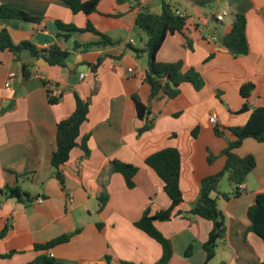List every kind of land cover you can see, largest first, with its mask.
<instances>
[{"label":"crops","instance_id":"0c3cea01","mask_svg":"<svg viewBox=\"0 0 264 264\" xmlns=\"http://www.w3.org/2000/svg\"><path fill=\"white\" fill-rule=\"evenodd\" d=\"M177 3L189 9L176 8L178 14L188 17L186 30L166 38L157 61H182L184 70L193 68L201 74L205 87L196 91L191 84H183L175 99L162 92L151 99V88L144 80L147 55L136 56L127 47L145 48L147 36L136 26L138 13L147 6L160 14L162 3L128 0L119 5L118 0H99L91 20L117 45L76 51L77 46L101 39L86 32L72 34L67 40L60 36L63 32L57 23L84 28V14H73L61 0H0V5L39 19V23L0 20V30L6 29L15 45L29 41L39 52L57 45L71 53L64 68L37 60L27 51L19 62L9 52L0 53V189L20 187L35 197L29 204L0 197V233L6 231L0 237V254L14 253L10 258H0V264H31L40 255L68 264H106V257L111 264H156L162 257V246L135 223L147 209L156 214L171 206L163 182L145 164L150 155L166 148H176L181 154L184 203L170 221H158L155 226L172 243L174 253L169 264H205L203 246L213 223L188 213L199 199L202 180L225 166L222 156L209 164V152L220 154L234 140L229 129L245 125L254 109L264 107V0H218L214 14L194 6L191 0ZM222 12L227 15L220 22L217 16ZM238 13L247 18L250 52L233 58L220 40L231 32ZM211 37L215 39L209 41ZM210 55L213 58L207 62ZM99 59L103 62L95 75L90 65ZM22 65L31 68L32 78L23 77ZM10 72L17 77L7 90ZM247 84L254 85V91L249 110L241 113V88ZM48 89L63 93L60 104H49ZM75 93L90 103L80 138L90 137V153L85 157L81 148L71 152L69 162L61 167L65 176L62 189L53 175L51 159L57 147L58 124L75 111ZM135 95L149 108L153 123V129L141 137L138 131L145 123L138 118ZM212 117L215 124L210 122ZM216 127L225 131V138L216 136ZM195 129L196 138L192 135ZM236 153L254 156L257 166L243 184L240 197H218L227 233L210 264L264 263V242L253 233L242 236L249 227L248 210L255 204L256 195L264 193V143L247 139ZM114 161L139 169L135 188L128 189L121 174L111 171ZM229 178L222 182L221 193H233ZM104 192L108 202L100 211L99 197ZM99 222L102 229L97 227ZM77 229L81 232L69 243L48 252L36 251L35 245ZM189 247L192 253L186 257Z\"/></svg>","mask_w":264,"mask_h":264},{"label":"trees","instance_id":"16d2710c","mask_svg":"<svg viewBox=\"0 0 264 264\" xmlns=\"http://www.w3.org/2000/svg\"><path fill=\"white\" fill-rule=\"evenodd\" d=\"M66 4L73 14H84L87 18L86 26L78 28L74 25H67L58 22L59 31L63 32L60 36L69 40L72 34L75 33H92L98 36L101 41L88 45L77 46L74 50L88 51L100 46H114L117 43L112 42L110 37L102 32L91 20L92 16L97 14V6L99 0L83 1V0H61ZM128 0H118V4H124ZM193 5L199 8H204L217 3L218 0H191ZM162 9L160 14H155L150 11L147 6H143L138 13L136 26L147 36V43L144 49H135L128 45L127 49L131 50L136 56L147 55L148 68L145 73V82L151 88L150 98L155 99L162 92L170 99H175L181 94V86L183 84H191L196 91H201L205 87V81L201 74L191 68L184 70L182 61L176 63H161L157 61V54L163 46L166 38L175 33H183L186 30L188 17L178 14L177 9L172 6L169 0H161ZM108 18H111L107 15ZM0 20H20L30 23H39V19L30 17L27 13L18 9L10 8L5 5H0ZM220 45L227 49L228 53L233 58H238L249 54L250 48L247 39V18L244 14H236L231 32L221 38ZM29 52L30 55L37 59H44L49 65L64 68L67 61L71 57L69 51H63L57 45H53L47 51L39 52L35 45L29 41H24L19 45H15L9 32L6 29L0 30V53H11L15 61L19 62L23 52ZM213 58L210 55L207 62ZM103 60L99 59L97 63L90 65L93 74L97 72ZM21 73L25 79L33 77L34 73L27 65H22ZM48 82L45 81V85ZM254 91V85L247 84L241 88V96L244 100V105L241 113L249 110V99ZM76 107L73 114L61 121L58 124L56 151L52 155L51 165L53 175L59 181L62 189H65V176L61 171V167L69 162L71 152L76 148H81L85 157L89 156L87 143L89 136L81 138V127L88 121L89 106L88 101H84L77 93L74 94ZM47 98L50 105H58L63 100V93L60 90H47ZM136 105L138 118L144 121L145 125L138 131V136L153 129V123L150 120V110L145 106L138 96H133ZM215 134L219 138H225V131L216 127ZM233 141L228 142L227 147L220 153L226 158L225 166L222 171L215 175L205 177L201 182L200 196L198 201L189 211L188 215L199 217L213 223V230L209 235L207 242L203 248L206 253L205 264H210L216 256V250L220 241L225 239L227 227L225 217L218 208V197L222 196L225 200L238 198L243 194L240 188L243 186L249 174L256 168L257 161L254 156L249 155L240 157L236 151L242 146L247 139L263 144L264 143V107L254 109L245 125L229 129ZM193 137L198 136V129L192 133ZM217 156L209 152L208 163L215 161ZM145 164L155 171L157 176L163 182L164 192L171 200V206L156 214H152L147 209L141 219L135 223V226L145 232L150 238L158 242L163 249V254L156 264H169L173 257L172 243L166 239L163 234L156 228L155 223L170 221L178 212L177 210L183 205V194L181 191V154L176 148H166L150 155ZM113 173H119L123 177L128 189L135 188V177L139 169L136 166L114 161L111 165ZM232 178L234 191L231 194L221 193L220 187L226 178ZM216 195V197H215ZM1 198L16 199L20 203L29 204L35 200L28 192L23 191L20 187H5L0 189ZM108 202V194L104 192L99 197L100 211H102ZM249 221L248 229L242 233L244 238L249 233L258 236L264 242V193L256 195L255 204L250 207L247 213ZM99 229L103 228V223L97 224ZM81 229H77L73 233L62 235L45 244L35 245L36 251L48 252L54 248L69 243L71 239L79 234ZM6 231L0 233V237H4ZM192 253V247L186 251V257ZM14 253L1 255L0 258H10ZM106 264H111L110 257H106ZM31 264H68L64 261L57 260L48 255L38 256ZM119 264H134L124 261H119ZM224 264V263H222ZM264 264V263H262Z\"/></svg>","mask_w":264,"mask_h":264},{"label":"built area","instance_id":"2783aa9c","mask_svg":"<svg viewBox=\"0 0 264 264\" xmlns=\"http://www.w3.org/2000/svg\"><path fill=\"white\" fill-rule=\"evenodd\" d=\"M226 15H227L226 12H222L221 14H219L217 16V20L220 21V22H223L225 20ZM208 39H209V41H212V40L215 39V37H211V38H208ZM131 43L134 44V41H131ZM129 72H133V70L130 69ZM16 77H17V74L15 72H10L9 73L8 80H7L6 84H5V88L7 90L11 89V87H12V81L14 79H16ZM82 78H84V75H82ZM2 110H3V108H2V106H0V111H2ZM210 122H211V124H215L216 123V118L215 117H212L210 119ZM240 188L243 190V187L242 186ZM39 202H41V201H39Z\"/></svg>","mask_w":264,"mask_h":264},{"label":"rangeland","instance_id":"374dc122","mask_svg":"<svg viewBox=\"0 0 264 264\" xmlns=\"http://www.w3.org/2000/svg\"><path fill=\"white\" fill-rule=\"evenodd\" d=\"M157 2H158V3H161V0H157ZM169 2L172 4L173 7L178 8L179 10H182V11L189 10V9H186V7L179 5V4L177 3V0H169ZM217 7H218V5H217V3H216V4H214V5L204 7V8H202V10L205 11L206 13H208V14H214V12L217 10ZM145 46H146V45H145ZM143 56H145V55H143ZM145 58H146V57H145ZM219 157H221L220 154L217 155L216 159L219 158ZM222 157H223V156H222ZM216 159H215V160H216ZM214 162H215V161H214ZM214 162L211 163V164H214ZM215 197H216V195H215Z\"/></svg>","mask_w":264,"mask_h":264},{"label":"water","instance_id":"95a60500","mask_svg":"<svg viewBox=\"0 0 264 264\" xmlns=\"http://www.w3.org/2000/svg\"><path fill=\"white\" fill-rule=\"evenodd\" d=\"M139 31H140V30H139ZM41 61L45 63V61H44V60H41ZM229 181H230V182L232 181V178H231V177L229 178Z\"/></svg>","mask_w":264,"mask_h":264}]
</instances>
